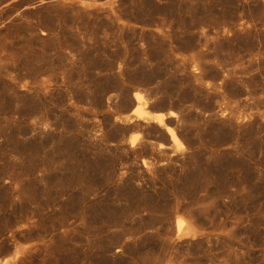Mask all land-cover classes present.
Here are the masks:
<instances>
[{
	"label": "rangeland",
	"instance_id": "obj_1",
	"mask_svg": "<svg viewBox=\"0 0 264 264\" xmlns=\"http://www.w3.org/2000/svg\"><path fill=\"white\" fill-rule=\"evenodd\" d=\"M137 92L161 125L124 120ZM16 247L264 264V0H0V259Z\"/></svg>",
	"mask_w": 264,
	"mask_h": 264
},
{
	"label": "bare ground",
	"instance_id": "obj_2",
	"mask_svg": "<svg viewBox=\"0 0 264 264\" xmlns=\"http://www.w3.org/2000/svg\"><path fill=\"white\" fill-rule=\"evenodd\" d=\"M133 103L136 106H135L134 110L132 111L131 115H128L125 117V119H124L125 121L132 122L135 118L137 120H146V121L152 120V121L159 123L160 125L164 122L166 115L160 114V113L150 114L149 112H147L145 110L146 101H145L144 96L141 93L137 92L133 95ZM167 116L169 118H175L177 116V114L174 111H170L167 114ZM167 133L170 136L171 141L173 143H177V137H176L173 129L167 128ZM7 140H8L7 135L3 134L2 135V143L4 146H6ZM133 143L134 142H131V144H133ZM5 178L8 179L9 176L7 175ZM7 183H8V181H7ZM13 191L20 198V196L22 195L21 189L19 187H14ZM187 229H188V222L182 218H179L178 222H177V232L181 233L182 231H185ZM23 255H24V252L20 248L16 247L15 254L13 256L8 257V258L0 259V264H19V262H21V260H22Z\"/></svg>",
	"mask_w": 264,
	"mask_h": 264
}]
</instances>
